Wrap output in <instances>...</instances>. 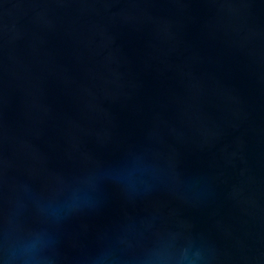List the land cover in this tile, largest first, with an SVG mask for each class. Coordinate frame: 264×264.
Wrapping results in <instances>:
<instances>
[{"label":"water","instance_id":"95a60500","mask_svg":"<svg viewBox=\"0 0 264 264\" xmlns=\"http://www.w3.org/2000/svg\"><path fill=\"white\" fill-rule=\"evenodd\" d=\"M0 264H264V0H0Z\"/></svg>","mask_w":264,"mask_h":264}]
</instances>
